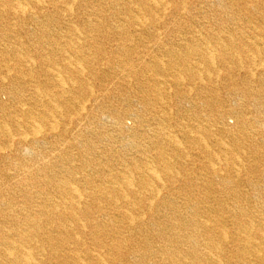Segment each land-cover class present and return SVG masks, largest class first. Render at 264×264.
<instances>
[{"label":"bare ground","instance_id":"bare-ground-1","mask_svg":"<svg viewBox=\"0 0 264 264\" xmlns=\"http://www.w3.org/2000/svg\"><path fill=\"white\" fill-rule=\"evenodd\" d=\"M0 264H264V0H0Z\"/></svg>","mask_w":264,"mask_h":264},{"label":"rangeland","instance_id":"rangeland-1","mask_svg":"<svg viewBox=\"0 0 264 264\" xmlns=\"http://www.w3.org/2000/svg\"><path fill=\"white\" fill-rule=\"evenodd\" d=\"M108 124H109V126H108L109 130H113V129H114V127H113V126H111V125H110V123H108Z\"/></svg>","mask_w":264,"mask_h":264}]
</instances>
